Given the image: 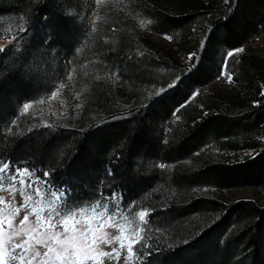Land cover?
I'll return each mask as SVG.
<instances>
[{"label": "trees", "instance_id": "16d2710c", "mask_svg": "<svg viewBox=\"0 0 264 264\" xmlns=\"http://www.w3.org/2000/svg\"><path fill=\"white\" fill-rule=\"evenodd\" d=\"M78 1L0 0V20L18 19L24 30L0 36L3 184L16 175V184L32 183L43 199L56 193L60 208L99 202L127 223L146 210L142 245L149 247L135 264H264V208L206 194L264 192V59L239 51L264 26V0H179L165 10L130 0L133 16L143 14L150 33L169 39V58L143 48L142 31L119 21L104 28V43L84 38L74 58L78 32L67 10ZM48 45L63 59L83 60L79 78H117V89L114 80L89 86L78 126L36 128L18 111L58 81ZM223 64L229 90L197 94ZM127 87L153 97L121 114L118 94Z\"/></svg>", "mask_w": 264, "mask_h": 264}, {"label": "rangeland", "instance_id": "374dc122", "mask_svg": "<svg viewBox=\"0 0 264 264\" xmlns=\"http://www.w3.org/2000/svg\"><path fill=\"white\" fill-rule=\"evenodd\" d=\"M130 0H79L80 4L76 5L75 8L70 11L67 10V15L72 16L76 20V28L73 32H78V38L76 42V48L74 58L79 54V48L81 46L82 41L88 35L93 34V36L97 37L99 41L102 43L106 42V38L104 35V28H111V24L113 22H121L129 25H136L142 31V39L140 40V45L145 48H151L153 53H159L166 57L173 56V50L168 38L162 36H156L150 33L151 31V23L148 18L141 14L138 17L133 16V10L131 8ZM148 3H152L158 8L162 10L170 9V7H174L179 0H144ZM102 24V25H101ZM74 26V24H73ZM105 26V27H104ZM20 28V22L17 19L6 21L0 20V36L4 35H12L19 30L24 32ZM260 34L250 43L249 46L243 49V51H249L255 53L262 59H264V26L261 27ZM103 31V34H102ZM137 33V32H136ZM149 40V44L146 42ZM47 49L56 61L57 64L56 72H57V83L54 84L53 88L42 97L40 100L27 103L31 105L27 112L23 111V106L25 104H21L18 106V111L20 115L29 117L31 122L38 123L36 128H49L54 124H59L61 128H66L70 126H78L80 124V117L82 114V110L85 106L86 99L89 95V86L96 82L102 80H110L115 81V88L117 89V78L114 79V75L111 72L108 75H104L103 73L97 72H85L86 75L81 76L79 78L78 72H81L78 66L83 64V60L78 58L71 60L63 59L58 52L50 48V45L47 46ZM233 54V53H231ZM231 55L229 52L225 56V60H227ZM62 61L61 68L59 66V60ZM183 63H186V60H182ZM71 74V79H69V75ZM100 74L102 76H100ZM228 74L225 71V64L222 65V70L219 71L216 80L209 86L200 89L197 91L198 93H208L212 95H221L227 90H229V82H228ZM110 77V78H107ZM90 80V81H89ZM63 85V87H61ZM53 93H56L55 98H53ZM152 99L153 93L152 90H133L132 88H124L120 89L118 94V111H121V114L127 112L128 109L134 108L135 99L146 98ZM117 111V110H116ZM117 117V114H116ZM105 118H99L98 121L104 120ZM12 183L11 181H6L5 184L8 185ZM31 185V187H29ZM21 185L15 184V191L9 190H0V196H3L5 200L9 204H14L16 206H21L24 204V197L21 195ZM37 188L32 184L23 185V191L26 195H31L32 199L28 202L31 206L35 201L41 200L43 203H48L50 199H43L41 196H37L35 190ZM207 196L217 199L221 202L225 203H240V202H253L258 205L260 208H264V192L258 189H235L229 191H218V190H208L206 191ZM104 207L99 208L98 211H103ZM108 209V208H107ZM109 213H114L108 209V212L105 213L104 218L97 217V221L102 219H106ZM26 214L25 210H22L18 217H16V223H19V220L23 218V215ZM48 209L46 208L43 212V216H47ZM117 216V213H115ZM93 214L89 212L85 219H89ZM30 220L34 222L35 217H30ZM112 221H107L105 224L104 231L108 233V238H114L121 235L119 229L115 226H108L112 224ZM115 223L124 225V234L131 239H135L136 235L139 234L143 237L145 231L147 230L145 221H140L139 216L137 221L132 223L123 222L117 217ZM142 229V231H141ZM62 230V229H59ZM100 248L106 252H112L113 248H116L120 255L119 257H115L113 254V259L109 260L107 257L102 258L103 264L106 261L111 262L112 264H135L137 258V252L142 250V239L134 244L133 251L134 255L131 260L127 258V242H125V247L123 249L120 248L119 240H113L111 244H101ZM44 251L43 248L40 249Z\"/></svg>", "mask_w": 264, "mask_h": 264}, {"label": "snow or ice", "instance_id": "6c2138e0", "mask_svg": "<svg viewBox=\"0 0 264 264\" xmlns=\"http://www.w3.org/2000/svg\"><path fill=\"white\" fill-rule=\"evenodd\" d=\"M229 55L232 54L229 53ZM68 78H72L71 74ZM228 82H232L231 76H228ZM52 95L55 98L56 93ZM30 107L31 105L25 104L23 111L27 112ZM8 168L9 165L4 163L0 166V173H4ZM26 173L28 170L24 169L17 175L23 177ZM44 175L48 176L49 173ZM3 180L4 177L0 176V190L6 187L9 191H15L16 175L11 177L12 183L8 185H4ZM19 183L21 195L24 197L23 205L9 204L3 196H0V264H103L102 258L107 257L111 260L113 254L117 258L120 255L116 248H113L112 252H106L100 248L101 244H111L113 240H119L121 249L127 242V258L131 260L134 255V244L143 239L139 234L135 239L126 236L124 225L115 223L117 220L115 213H109L106 219L97 221V217L104 218L105 213L108 212L106 206L103 211H98L101 207L99 202L82 207H69L65 204L63 208H60L57 201L61 197L52 193L56 200L46 204L37 200L30 206L28 202L32 197L24 194V180L21 179ZM35 193L37 196L41 195L39 189H36ZM46 208L48 214L43 216ZM22 210H25L26 214L17 224L16 217ZM89 212L93 215L85 219ZM146 215H148L147 211L141 210L140 221H145ZM32 216L35 217L34 222L30 220ZM107 221L113 222L108 226L117 227L121 233L120 236L108 238V233L104 231ZM142 246L149 247L147 244ZM41 248L44 251H41Z\"/></svg>", "mask_w": 264, "mask_h": 264}, {"label": "bare ground", "instance_id": "6f19581e", "mask_svg": "<svg viewBox=\"0 0 264 264\" xmlns=\"http://www.w3.org/2000/svg\"><path fill=\"white\" fill-rule=\"evenodd\" d=\"M54 85H52L47 92L41 94L38 98H36L35 100H40L42 97H44L52 88H53Z\"/></svg>", "mask_w": 264, "mask_h": 264}]
</instances>
